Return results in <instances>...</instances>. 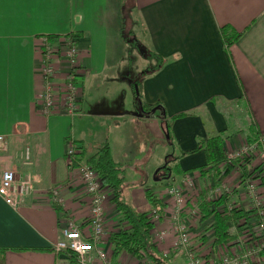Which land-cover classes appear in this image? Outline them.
<instances>
[{"label":"crops","instance_id":"0c3cea01","mask_svg":"<svg viewBox=\"0 0 264 264\" xmlns=\"http://www.w3.org/2000/svg\"><path fill=\"white\" fill-rule=\"evenodd\" d=\"M59 2L0 0V136L7 138V148L0 151V177L5 170L12 169L18 179L31 184L30 193L20 198L16 207L6 203L0 195V249L8 250L3 262L69 264L65 255L54 252V247L63 238L62 230L66 225L75 223L81 226L86 221L90 198L81 183L77 163L68 165L66 161L67 139L79 143L81 150L78 149L77 162L88 164V159L105 142L109 144L115 160L114 144L110 137L105 138L104 134L97 143L94 132L90 133V129L84 128L80 130L79 125L83 122L98 125L99 122L131 116L150 137L153 156H156L159 147L164 146L162 141L167 139L165 123L172 121L173 139L171 143L168 142L171 149H165L161 155L165 159L155 158L153 173L162 167V160L173 161L181 153H186L177 161L178 169L183 174H176L171 180L155 176L157 184L154 186H145L141 182L140 189L134 192L132 206L140 213L152 212L154 209L147 198V190L157 197L162 210L161 219L153 223L152 243L166 264L170 260L174 264H187L186 249L178 245L181 250L173 254L177 238L171 216L179 211L166 190L173 184L181 185L183 179L189 176H194V182L199 184L207 180L199 170L206 165L205 152H193L198 139L206 141L222 135L226 138L225 150L232 153L239 149L244 136L254 140L259 134H264V0H134L142 27L149 33L150 46L144 45L153 55L158 54L165 60L159 70L140 79L139 89L145 103L164 107L165 118L160 110L151 112V117L116 112L115 103H109L114 98L111 89L114 82L109 80L110 76L116 73L118 81L133 87L129 80H133L132 76L129 79H122L121 76L128 72L138 76L145 70L132 71L134 62L130 57L129 64L127 62L119 68H115L116 65L110 67L114 51L120 54L121 50H118L126 45L123 39L118 37V41H114L115 46L107 40L104 49L98 43L96 55L95 46L93 49L90 45L91 35L82 26L78 28V17L75 27L59 19ZM63 10L70 15L69 8ZM58 23L63 25V31L58 29L61 27ZM121 23L119 30L123 26ZM70 34L78 35L73 38L79 51L78 67L74 71L63 55H58L53 61L56 77L50 90L53 95L63 98L67 75L73 73L76 77L78 113L70 116L52 111L54 113L45 115L37 110L36 102L46 90L42 79V46L46 38L52 48L65 51L63 42ZM237 34L240 36L235 39L234 35ZM226 35L234 38L229 46ZM128 47L126 51L131 56L132 47L130 44ZM126 59L122 56L120 61L124 63ZM150 61L149 66L153 68L155 59L152 57ZM117 69L118 73L115 71ZM101 86L104 90L108 88L107 91L99 93ZM101 101L103 105H100ZM85 103H89L87 110ZM59 106L57 102L55 109ZM191 113L196 115L179 117ZM88 118H92V121ZM88 137L95 144L87 140ZM89 148H92L90 156ZM148 148L145 145L146 153ZM27 150L30 160L24 158ZM233 178L234 175L224 180L221 187L228 188V184L234 188ZM144 179L145 175L142 176ZM56 187L60 188L61 202L58 205L61 211L52 206L51 190ZM206 188L207 184L203 187L199 185L195 197L188 187L185 190L193 200L201 199ZM239 194L236 196L240 201ZM242 202L246 207L245 201ZM118 216L115 205L110 204L107 215L110 235L123 226ZM180 217L188 225L191 239L196 235V238L203 239L204 249H196L198 254L195 253V246L199 245L191 241L196 257L204 254L211 256L213 252L209 248L212 242L209 233L203 232L209 226V221L203 222L206 227H201L187 214V208L180 211ZM110 246L108 235L103 243L109 255L108 264L146 262V259L139 261L125 252L116 256L113 246ZM208 262L211 263L210 260Z\"/></svg>","mask_w":264,"mask_h":264},{"label":"rangeland","instance_id":"374dc122","mask_svg":"<svg viewBox=\"0 0 264 264\" xmlns=\"http://www.w3.org/2000/svg\"><path fill=\"white\" fill-rule=\"evenodd\" d=\"M63 3H65V5H63ZM66 8L70 9V15H66V12L63 10ZM57 13L59 14V19L61 21L64 20V23H66L68 26L71 23L75 27L77 25L76 18L78 17V28L82 26L83 28H85L84 31L89 32V34L92 37V41H90V45H91V48L93 49L95 46L96 55H97L96 46L98 45V43H101L104 49L107 46V40L109 41L111 45L115 46L114 41H116L118 37L121 38V40L123 39L122 41L126 43V45L124 48L120 47V49L118 50V52L121 50L120 54H117L114 51V54L112 55L111 60H110V64H111L110 67H113L114 65H116L115 68H119L122 64L126 65L127 62L129 64V57H130L132 58L131 62H134L133 68L131 69L132 71L133 70L138 71L140 69L148 70L152 68V66H149L152 63V61H150V59H143L144 58L143 55L142 54L139 55V52H138L139 47L145 50L147 48L144 44H147L149 46L150 44H149V33H147L142 27V20L138 16V12L136 10V7L134 6V0H60L57 6ZM119 23L123 25L120 30H119V26H120ZM58 24L61 26V27H58V29H61L63 31L64 30L63 25L61 23H58ZM53 28H56V27H53ZM120 33H121V37H120ZM129 44L132 47V49H130L131 56L129 55V52L127 53L126 51L127 48L129 49L128 47ZM122 56L125 59L128 58L124 60V63L120 61ZM155 62L156 61H154V63ZM109 71H111L110 68H109ZM115 71L117 73L119 72L118 69ZM131 73L132 75H130ZM125 76L126 77L132 76L133 80H135L137 77L142 78V76H139V75L136 76V74L133 72H128L127 74L125 73L124 77ZM116 78H117V75L115 73V75H111L109 79L111 82H114V85L111 88L113 90L114 98L110 99L109 103L110 104L115 103V105L117 106L116 112L120 111L124 114H129V115L132 113H136L135 108H136V104L139 101L136 97V89L134 87H130L129 85L124 84L121 81H118ZM107 89L104 90V88L101 86L100 89H98L99 90L98 92L99 93L106 92ZM139 92H140V89H139ZM139 96H140L141 102L144 103L145 106H148V104L145 103V101L143 100L141 92L139 93ZM103 104L104 102L101 101L100 105H103ZM121 104L123 105L120 106ZM84 107L85 109L88 108L89 103H85ZM58 113H60V115L69 114L68 107H66L62 111H58ZM76 113H78V110L76 111ZM125 117L127 118L112 119L106 123L99 122L98 125L96 123L83 122V123H80L79 129L80 130L82 128L90 129V133L94 132V136L96 137L97 143L98 141H100L99 137H104V134H105V138L107 137L111 138L112 143L114 144V149H115V154H116L115 161L124 169L125 175H124L123 198L127 204L132 206L134 205V199H133L134 192H137L140 189L141 182L145 186L147 185L154 186L157 184L156 179H155V176H156L155 172L160 167L155 169L153 173L152 166L154 162L157 161V159L155 158L157 157L161 160V158H164V156H161V155L165 152V149L166 151H168V149H171V148L168 144V140L167 139L163 140L162 145L164 146L159 147L156 156H153V152L151 148L152 144L149 139L150 137L148 136V134L145 135V132L143 130L144 127L140 126L139 122H137V120L132 118L131 116H125ZM88 119L89 121H92V118H88ZM103 120L104 119H102L101 121ZM171 128H172V124H171ZM87 140H90L92 144H95L93 139L88 137ZM241 141H242V144L239 146V149H241L242 146H245V144L248 142V138L244 136ZM252 143H254V141ZM66 144H67L66 151H68L70 150V147H71L70 145L71 141L67 139ZM145 145L149 146L147 153L145 152ZM91 149L89 148L88 150L89 156L92 155ZM239 149L232 152L234 153V157ZM261 152H263L262 146H259L255 149V153L259 157H261ZM176 153H178L177 150H176ZM226 153L230 155L232 154L227 151ZM245 157L251 160V163H250L251 173L249 172L250 170H248V166L243 159H235L233 158L232 155L229 156V159L234 160V162L238 160L241 162V166L245 167V169L239 168V166L236 163V166L233 169V171L230 173V175L226 176V178L224 179L226 181L234 175V178H233L234 188L233 186H229L228 184H226L228 188L224 186L222 187L220 186L221 188L218 186H214L212 178L211 179L206 178L207 180H204L203 182L199 184L197 182H194V179H195L194 176H190V179L186 181L190 183L188 185L190 192L193 193L195 197V195L198 193L199 185L203 187L207 184V188L204 191H208L210 193L212 188H214L215 191L219 190L218 191L220 192L219 198L223 195V193H226L227 201L224 204L220 205V207L217 208V210L223 211L224 209H226V211L231 212V210L234 208H239V207L244 208V205L242 202V200H244L246 209H253V210L256 209V211H259V213L261 214L260 216L263 217L264 216L263 215L264 214L263 212L264 210V179H263L264 169H260L261 168L260 165H262V161H261V158H256L255 162H253L255 158L251 159V156H245ZM66 161L68 165H70V162L67 159ZM162 162L163 164H165V160L164 161L162 160ZM163 164L161 166H163ZM156 167L157 165L155 166V168ZM260 173H262V175H260ZM174 174L176 175V173ZM143 175H145L144 180H142ZM56 188L60 189L59 187H56ZM54 189L55 188H53L51 191L53 192ZM233 189H234V193H233ZM252 191H254L253 195L257 196L258 202H251L250 198H252ZM238 194L240 195V201L237 199ZM112 195H113V192H112ZM185 197L186 199L189 200L191 196L189 194H186ZM207 199L216 200V199H212L209 197ZM193 200H195L194 206L190 209L191 213H194L192 215V218L196 224L200 225L201 227L203 226L206 227V223L202 222V214H201L202 199L195 198ZM52 201H53V195H52ZM187 208L189 209L188 206ZM260 221L261 219L259 220V218L253 219L250 223L252 230L251 231L244 230L241 233V236H239L238 238L234 240V251L237 250L236 245L239 241L247 242V239H251L253 237L255 238L256 243L260 244L261 241L264 240V236L263 237L261 236L262 234H264V228H262V225L264 227V224L261 223ZM211 222L212 221H210L209 223ZM203 232L205 233L209 232V235L212 234V232L208 230L206 231V229H203ZM233 233H234V228H233ZM196 237L197 235L192 236L191 241H195L194 243L199 245V246H195V253L198 254L196 252V249L200 247L203 250L204 244L202 243V240H203L202 238L198 239ZM208 241L209 239L207 240V242ZM211 245L212 247L209 248L213 252L211 256H207L206 254H204L205 256H202V257L200 256L196 258L201 259L202 261H205V262H208L210 260L213 263H217L219 261V255L222 254L226 250L228 251V249L226 248V245L225 246H221V245L213 246L212 243L210 244V246ZM213 255L215 256V258H213ZM225 256L229 258L230 254H225ZM255 259L257 260L258 264H264V251H261L258 254H256ZM167 262L168 264H174L172 263L171 260H170V263L169 261ZM234 264H240V263L234 262Z\"/></svg>","mask_w":264,"mask_h":264},{"label":"built area","instance_id":"2783aa9c","mask_svg":"<svg viewBox=\"0 0 264 264\" xmlns=\"http://www.w3.org/2000/svg\"><path fill=\"white\" fill-rule=\"evenodd\" d=\"M63 44H65V51H60L58 48H52V46L48 45V40L45 38L42 46L44 49L42 79L44 80L46 90L36 102L38 106L37 110L45 115L51 114L52 111H62L68 107V115L73 116L78 110L76 84L74 82L76 77L73 73H69L67 75V81L65 84L66 88L63 98L59 95H53L50 90L51 83L56 77V68L53 61L58 55H63V57L70 64V68L74 69V71L78 67L79 51L75 42H73V38H67ZM57 102H59L61 106L55 109ZM6 139V137L0 136V151L7 148ZM70 145V150L66 151V159L70 162V164L77 163L76 168L77 170H80L79 175L81 183L86 190L87 196L90 198V209L86 216V221L81 226L75 223H69L66 225V227L62 230L63 238L55 245L54 252L57 255H65L69 264H72L71 258L76 261V264H108L109 255L106 253L105 248H103V243L108 235L110 236L107 229V226H109L107 215L108 208L110 204H112V191L109 187L104 185L100 175L96 171L92 170L89 164L77 162L80 150L77 149L73 141H71ZM259 146H262L263 148L261 157L255 153V149ZM231 155L235 159H244L245 156H251V159L255 158L253 162H255L256 158H261L262 165H260V169H264V134L260 135L254 143H246L245 146H242L236 153L235 157L234 153ZM24 158L26 160H30L28 150L24 154ZM260 175H262V173H260ZM189 179L190 176L184 178L182 186L173 184L166 190V194L171 196L175 205L178 207L177 210L179 211L171 216L172 221L175 223L173 229L177 238V246L174 248L173 254L177 253V250H181V248L186 249L187 264H234V262L240 264H258L255 259V255L264 251V240H262L260 244H257L256 241L249 243L248 241H251V239H247V242L239 241L236 245L237 250L234 251V246H232V248H227L228 251L226 250L219 255V261L217 263L205 262L196 258L194 248H192L191 244L189 227L180 217V211L187 208V206L189 207V209L187 208V214L190 217L194 214L191 213L190 209L194 206L195 200H188L185 197V188L190 184L186 181ZM30 191V182L18 179L14 170L7 169L2 173L0 177V195L9 205L16 207L19 203V199L28 195ZM253 192L254 191H252V198H250V200L252 202H258V198L253 195ZM59 194V189L55 188L52 192L53 201L57 203L61 202ZM217 195L219 196L220 194L212 188L209 193V198H217ZM149 217L152 218L153 223L161 219V215L157 210L150 212ZM262 228H264L263 225ZM261 236L263 237L264 234ZM158 240L160 241V238H158ZM178 245L181 247L180 249H178ZM225 254H230V257L227 258ZM96 259H98L99 263ZM145 264H151V261L146 259Z\"/></svg>","mask_w":264,"mask_h":264},{"label":"trees","instance_id":"16d2710c","mask_svg":"<svg viewBox=\"0 0 264 264\" xmlns=\"http://www.w3.org/2000/svg\"><path fill=\"white\" fill-rule=\"evenodd\" d=\"M238 36L240 35H234V38L236 39ZM76 37H78V35L70 34L65 38ZM234 38H230L226 35V42L228 46L232 42H234ZM138 52L139 55L142 54L144 58L152 59L153 57L156 61V65L153 68L145 70L143 72L144 76L152 75L155 71L159 70L165 64V60L163 58L159 57L158 54L153 55V53H151L147 49L144 50L139 47ZM142 107L144 109V111L141 110L143 114L142 117H148L149 115H151L153 109L158 106H145L144 103H142ZM135 109L138 111L140 110V105L138 103L136 104ZM195 115L196 113H191L188 115H181L179 117L182 118ZM163 117L165 118L166 116ZM170 123H165L164 125L165 136L166 138L167 136L169 137L167 138L169 143H171L173 139ZM260 135L261 134H259L258 137ZM225 140L226 138H224L222 135L210 137L206 141H204L203 139H198L197 147L193 151L197 152L200 150H204L206 155V165L199 170L206 178H212L214 186L218 187L221 186L226 176L230 175V173L235 168L236 163L239 168L245 169V167L241 166L240 161L237 160L236 162H234V160L229 159L230 154H227L224 148ZM256 140L257 139L251 140L248 137L247 143H252ZM73 142L76 145L77 149H80V147L78 146L79 143L76 141ZM185 154L186 153H181L177 157V159L165 162V164L159 169V173L156 176L159 177V179L171 180L177 175L183 174L178 169L179 165L177 161ZM243 160L246 162L248 170H250L251 160L247 159L246 157H244ZM88 162L92 170L96 171L100 175L104 185L112 190V203L115 205L117 213L119 215L118 221L120 222V224L123 223V226L117 232L109 236V241L113 246L114 255L118 256L119 254L125 252L126 254L133 256L139 261L148 259L153 264H166V260L160 257L157 248L152 243L151 234L154 224L152 222V218L149 217L150 212H137L131 205L127 204L123 198L125 175L124 169L113 159L109 144L107 142L102 144V146L98 148L96 153L88 159ZM249 172L251 173V170ZM174 173H176L177 175H175ZM201 197L202 222L212 221L211 223H209V226L206 229V231L208 230L212 232V234L209 236L207 234L206 235L210 240H212L213 246L226 245V248L234 246V240L241 236V233L244 230H252L250 223L255 218H259V220L261 219L260 222L264 224V216H260L261 214L259 213V211H256V209L253 210L246 209L245 207H239L232 209L231 212L226 211V209H224L223 211L217 210L220 205L224 204L227 201L226 193H223V195L216 200L207 199L208 191L203 192L201 194ZM147 198L152 208L160 213V211L162 210V205L160 204V201L157 199V197H155L149 189L147 190ZM52 206L56 208L57 211L62 210L58 203L55 201H52ZM252 241H255V238L252 237L251 241L248 242L250 243ZM7 251V249H0V264H4L3 257ZM71 263L76 264V261L71 258Z\"/></svg>","mask_w":264,"mask_h":264},{"label":"water","instance_id":"95a60500","mask_svg":"<svg viewBox=\"0 0 264 264\" xmlns=\"http://www.w3.org/2000/svg\"><path fill=\"white\" fill-rule=\"evenodd\" d=\"M135 89H136V97H137V99L139 100L138 101V103H139V105H140V110L138 111V110H136V113H134L133 115L134 116H137V117H142V111H144V109H143V107H142V102H141V99H140V96H139V86H138V84L137 85H135ZM142 110V111H141ZM156 110H160V112H162V116H164V114H165V109H164V107H156L155 109H153V111L152 112H156ZM141 111V112H140ZM148 117H151V115H149ZM167 138H169L168 136H167ZM160 169V168H159ZM159 169L156 171V173H155V175H157L158 173H159Z\"/></svg>","mask_w":264,"mask_h":264},{"label":"flooded vegetation","instance_id":"af4514ba","mask_svg":"<svg viewBox=\"0 0 264 264\" xmlns=\"http://www.w3.org/2000/svg\"><path fill=\"white\" fill-rule=\"evenodd\" d=\"M139 76H142V78H143L144 75H143V73H141V75H139ZM121 77H122V79H123V78H125V79H129L128 77H124V76H121ZM140 79H141V78L137 77L135 80H131V79H129V80H130V82L133 83V87L135 88V85L139 84ZM138 86H139V85H138Z\"/></svg>","mask_w":264,"mask_h":264}]
</instances>
